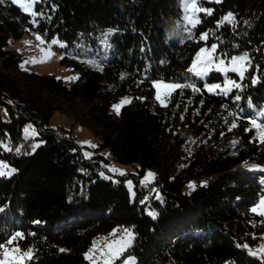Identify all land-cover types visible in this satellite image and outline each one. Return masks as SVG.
<instances>
[{"label": "trees", "instance_id": "trees-1", "mask_svg": "<svg viewBox=\"0 0 264 264\" xmlns=\"http://www.w3.org/2000/svg\"><path fill=\"white\" fill-rule=\"evenodd\" d=\"M195 8L192 24L182 0H43L33 22L11 0L0 4V139H18L30 122L42 140L20 155L0 143V159L14 167L0 177V245L28 253L11 264H90L94 237L121 227L135 234L127 250L135 264H264V214L252 210L264 195V0H197ZM30 29L65 42L75 82L22 68L9 39ZM213 44L225 58L250 54L243 78L233 72L240 87L226 96L189 71ZM154 79L201 91L176 88L165 106ZM125 94L131 100L111 112ZM56 110L99 136L96 154L49 125ZM111 159L136 167L134 196L125 176L113 177ZM148 168L155 180L141 183Z\"/></svg>", "mask_w": 264, "mask_h": 264}, {"label": "rangeland", "instance_id": "rangeland-1", "mask_svg": "<svg viewBox=\"0 0 264 264\" xmlns=\"http://www.w3.org/2000/svg\"><path fill=\"white\" fill-rule=\"evenodd\" d=\"M43 1V0H42ZM21 4L29 5L32 3V0H20ZM192 0H182L183 7V16L184 18L194 24L198 20V11L196 8L191 6ZM195 5L197 4V0H194ZM18 5V4H17ZM36 5L34 4L30 9L29 13H35L32 15V20L35 22L36 19ZM194 22V23H193ZM40 37V39H37ZM52 41H56L55 44ZM103 50H108L109 45L108 42L103 40ZM215 45V44H213ZM213 45H204L199 49L196 53L193 63H196V58L198 55H201V63H203V56L201 54V49L210 50ZM10 48L18 49L23 56L22 60V68L25 71H34L37 73H53L59 77H61L65 83L71 84L75 82L78 78L79 72L74 69L72 66L67 65L63 62V57L65 55V51L61 48L65 46V42L61 41L58 38H54L51 41H48L43 35L36 32L33 29L25 32L20 38H10L9 45ZM216 46V45H215ZM213 58H215V53H211ZM247 57V60L243 62L241 67L245 70L249 65L250 54L247 52L237 53L232 55L229 58H225L219 56L221 59L225 61V67H232L230 64V60L232 57ZM89 63H92L91 60H88ZM213 71L209 72L208 76ZM194 73V72H193ZM245 73V71H244ZM223 74V73H222ZM224 75V74H223ZM195 79H201L203 81V85H214L220 83L223 86L226 85L228 79H231L237 82V79L234 77L233 72L229 71L227 73V77L224 75L223 81H210L207 77L201 78L197 77L194 73ZM156 84L161 85H169V84H181V82L167 81L163 79H154L153 85L155 87ZM175 89H169L167 87H161L157 89L155 87V94L160 96V100L164 101V105L167 104V97L171 95V93ZM219 92V90H217ZM132 95L125 94L121 97L120 100L115 102L111 107V112L119 113L122 106L126 103L123 101H130ZM162 104V103H161ZM120 105L119 111L117 112L116 106ZM49 125L59 131H70L76 140V142L80 145L81 150L86 155H94L98 151L96 149L97 143L100 140L99 136L96 135L89 127L79 123L73 122L66 114L61 111L56 110L51 116ZM264 128V127H263ZM259 134L261 138H264V132L259 130ZM38 131L34 124L27 122L23 126L22 135L18 137V139H13L10 137H6L4 139H0V143L5 150L10 151L13 154L20 155L22 153H30L34 150V148L42 142L38 137ZM107 167L109 169H115L118 175L113 176L114 178H119L125 176L124 181L128 188L131 191V194L135 195V179L134 173H136V167L131 164H123L115 159H111L109 163H107ZM0 170L5 173L11 171L14 172V167L7 160L0 159ZM123 173V174H121ZM152 174L149 176V174ZM156 177V170L154 168H148L145 173L140 177L141 183H153ZM129 181L131 184H129ZM190 184H194L189 182L186 186V190H191ZM256 209L255 212L264 214V195L259 199L258 203L253 207ZM135 234L130 227H121L115 228L112 231L100 234L94 237L93 243L87 250V258L90 264H135V257L132 254H127V250H129L134 243ZM264 238V235H263ZM264 240V239H263ZM262 243V240L260 241ZM26 254L25 251L20 250V248L16 245L7 246L4 248L2 253L0 254V264H11L14 261L24 260Z\"/></svg>", "mask_w": 264, "mask_h": 264}, {"label": "snow or ice", "instance_id": "snow-or-ice-1", "mask_svg": "<svg viewBox=\"0 0 264 264\" xmlns=\"http://www.w3.org/2000/svg\"><path fill=\"white\" fill-rule=\"evenodd\" d=\"M42 0H32V3L29 4V5H24V4H21L20 3V0H11V3L12 4H18L25 13H29V9L34 5V4H37V3H41ZM217 2H219V0H217ZM4 3V0H0V4ZM191 6L193 8L196 7L195 3H194V0H192V3H191ZM208 12V14H211L209 10H205ZM33 15H35V13H31ZM226 21H233L234 18L231 17V15L229 16H226L224 18ZM194 23V22H193ZM37 39H40V37H37ZM201 39H204L206 40L207 39V33H205ZM53 44L56 43V41H52ZM216 52V46L213 45L211 47L210 50H206V49H201V54L203 56V63H201V55H198L197 58H196V63H193L192 67L189 69L190 72H194L195 75L197 77H201V78H204V77H207L209 72L211 71H216V72H220V73H223L225 75V77H227V73L229 71L231 72H234V73H237L238 76L242 79L243 76H244V71L245 69L243 67H241L240 65L243 64V62L245 60H247V57L245 56H241V57H232L231 60H230V64L232 65V67H225V61L223 59H221L219 56H216L215 58H213V56L211 55V53H215ZM167 87L169 89H176V88H191L193 91H201V89L197 88L195 85H192V84H184V85H181V84H169V85H161V84H156L155 87L157 89L161 88V87ZM235 87V88H239L240 85L237 84L235 81L231 80V79H228L227 82H226V85L222 87V85L220 83H217V84H214V85H208V84H205L204 85V89L209 92V93H216V94H220L222 93L223 95H227L231 90L232 88ZM217 90H219V92H217ZM156 99L160 100V96L157 95ZM236 100H239L240 97L239 96H236L235 97ZM129 101L125 100L123 101V103H128ZM161 103L163 104L164 101L161 100ZM166 106V105H165ZM119 108H120V105H117L116 106V110L117 112L119 111ZM254 124V126L256 127H259V125H255V122L253 121L252 122ZM236 125L233 124L232 127H235ZM261 132H264V128H261L260 129ZM14 171V170H13ZM113 171H116L115 169H113ZM12 172L9 171L7 173H5L4 171L0 170V177H3L5 175H11ZM123 174V173H121ZM152 174L150 173L149 176H151ZM129 184H131V182L129 181ZM190 187H192L193 189L195 188V185L194 184H190L189 185ZM253 211H256L255 208L252 209ZM151 215L155 216V213H150ZM21 234L20 233H17L15 236L11 237L9 240H8V244H11L13 243V241L19 237ZM5 245H0V248H4ZM245 248H247V245L244 246ZM250 254L251 255H257L256 252H253L250 250ZM27 255V254H26Z\"/></svg>", "mask_w": 264, "mask_h": 264}]
</instances>
